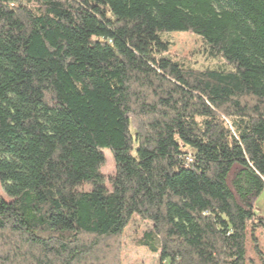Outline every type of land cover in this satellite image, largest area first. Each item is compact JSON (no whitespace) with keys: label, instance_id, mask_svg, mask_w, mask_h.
Segmentation results:
<instances>
[{"label":"trees","instance_id":"1","mask_svg":"<svg viewBox=\"0 0 264 264\" xmlns=\"http://www.w3.org/2000/svg\"><path fill=\"white\" fill-rule=\"evenodd\" d=\"M11 1L0 264H122L135 216L160 264H247L248 226H264V0H27L28 20ZM173 32L223 65L167 57Z\"/></svg>","mask_w":264,"mask_h":264},{"label":"rangeland","instance_id":"2","mask_svg":"<svg viewBox=\"0 0 264 264\" xmlns=\"http://www.w3.org/2000/svg\"><path fill=\"white\" fill-rule=\"evenodd\" d=\"M27 0H12L11 3L5 4L7 10L13 11L21 20H28L26 7ZM172 42L170 50L166 56L177 60L184 61L196 69L215 68L223 65L222 58H211L207 54L206 45L202 39L190 32H173L166 34ZM106 162L102 167L105 178L115 173L116 164L109 149H105ZM90 185H84L82 189L89 190ZM0 192L2 189L0 186ZM255 210L259 217L264 219V190L255 200ZM151 227V223L135 216L120 238L118 255L122 264H160L158 254L150 252L146 247L139 244L144 232ZM248 236L246 242L247 264H261V256L264 255V226H258L255 232H252V226H248ZM252 235L258 239L259 248L262 254L258 253L254 247ZM167 264V263H165Z\"/></svg>","mask_w":264,"mask_h":264},{"label":"built area","instance_id":"3","mask_svg":"<svg viewBox=\"0 0 264 264\" xmlns=\"http://www.w3.org/2000/svg\"><path fill=\"white\" fill-rule=\"evenodd\" d=\"M189 161H192V159H191V158H189Z\"/></svg>","mask_w":264,"mask_h":264}]
</instances>
